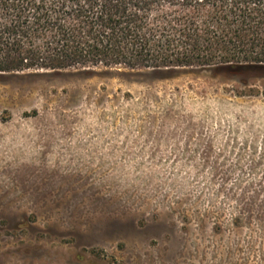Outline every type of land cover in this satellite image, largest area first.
<instances>
[{
	"label": "rangeland",
	"instance_id": "374dc122",
	"mask_svg": "<svg viewBox=\"0 0 264 264\" xmlns=\"http://www.w3.org/2000/svg\"><path fill=\"white\" fill-rule=\"evenodd\" d=\"M0 264H264V79L0 73Z\"/></svg>",
	"mask_w": 264,
	"mask_h": 264
},
{
	"label": "trees",
	"instance_id": "16d2710c",
	"mask_svg": "<svg viewBox=\"0 0 264 264\" xmlns=\"http://www.w3.org/2000/svg\"><path fill=\"white\" fill-rule=\"evenodd\" d=\"M186 67L264 79V0H0V73Z\"/></svg>",
	"mask_w": 264,
	"mask_h": 264
}]
</instances>
